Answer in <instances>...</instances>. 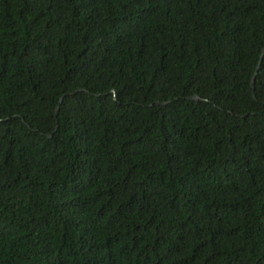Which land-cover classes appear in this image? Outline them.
I'll list each match as a JSON object with an SVG mask.
<instances>
[{
    "label": "trees",
    "instance_id": "1",
    "mask_svg": "<svg viewBox=\"0 0 264 264\" xmlns=\"http://www.w3.org/2000/svg\"><path fill=\"white\" fill-rule=\"evenodd\" d=\"M263 47L264 0H0V264H264Z\"/></svg>",
    "mask_w": 264,
    "mask_h": 264
},
{
    "label": "water",
    "instance_id": "2",
    "mask_svg": "<svg viewBox=\"0 0 264 264\" xmlns=\"http://www.w3.org/2000/svg\"><path fill=\"white\" fill-rule=\"evenodd\" d=\"M263 51H264V47L261 49V55H262V53H263ZM258 64H259V61H258V63H257V65H256V67H255V69H254V71H253V75L251 76V79H250V85H252V82H253V77H254V74L256 73V68H257V66H258ZM80 90V89H79ZM61 100V98H59V101ZM186 100H193V101H196V100H198V97L196 96V95H194V96H190V97H186ZM158 104V103H157ZM162 104H163V102H162ZM54 116L56 115V108L54 109ZM47 137H49V135H47Z\"/></svg>",
    "mask_w": 264,
    "mask_h": 264
}]
</instances>
